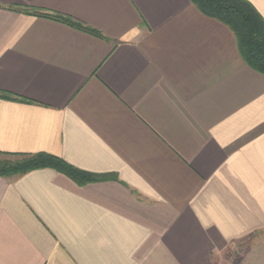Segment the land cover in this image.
I'll list each match as a JSON object with an SVG mask.
<instances>
[{"label":"crops","instance_id":"0c3cea01","mask_svg":"<svg viewBox=\"0 0 264 264\" xmlns=\"http://www.w3.org/2000/svg\"><path fill=\"white\" fill-rule=\"evenodd\" d=\"M0 92V153L99 178L0 176V264H264V75L192 0H0Z\"/></svg>","mask_w":264,"mask_h":264},{"label":"trees","instance_id":"16d2710c","mask_svg":"<svg viewBox=\"0 0 264 264\" xmlns=\"http://www.w3.org/2000/svg\"><path fill=\"white\" fill-rule=\"evenodd\" d=\"M192 3L204 15L226 24L236 35L246 63L264 75V20L256 9L246 0H192ZM24 13L55 18L85 29L70 19L60 16L35 10H25ZM0 97L10 98L8 94L2 92ZM39 169H54L80 185L99 180L96 176L80 171L50 154L0 153V176L3 178L14 180Z\"/></svg>","mask_w":264,"mask_h":264}]
</instances>
